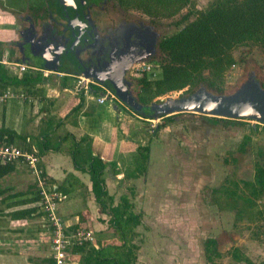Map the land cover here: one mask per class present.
Wrapping results in <instances>:
<instances>
[{
    "label": "crops",
    "instance_id": "obj_1",
    "mask_svg": "<svg viewBox=\"0 0 264 264\" xmlns=\"http://www.w3.org/2000/svg\"><path fill=\"white\" fill-rule=\"evenodd\" d=\"M10 2L13 4V1ZM3 13L0 8V17ZM13 21L14 18L11 16V24ZM1 41L3 39L0 37ZM0 52L4 60V56H8V50L1 46ZM9 59L16 62L14 59ZM21 63L27 62L21 61ZM11 67L18 69L14 65ZM29 71L34 74L41 72L45 76L43 82L32 88L33 92L15 87L7 88L21 92L18 93L20 96L26 94L28 99L24 101L20 99L23 97L19 96L2 103L0 105V127L5 125L21 135L15 145L24 149L31 147L37 149L41 159L40 166L54 188L62 185L71 186V193H65L67 198L60 203V216L66 223L76 227L82 225L94 229L99 239H103L102 235L109 234L113 229L115 237H108L101 241L97 238L98 243L120 246L123 240L121 239L122 242L116 240L119 237L116 229L111 226L110 210H102L93 191V180L89 170L91 155L100 157L105 163L102 178L108 191L109 205L116 206L123 203L128 206V211L132 210L136 214H141L144 219L149 213L144 206L149 196L148 189L145 190V188L150 185L148 188L151 187L152 191H156V187L158 189L165 187L163 180L167 182L166 187L171 184L170 179L173 180L163 167L165 166L164 161L157 157L164 159L165 162H172L170 155L173 154L172 147L177 144L176 141L173 140V136L167 137L168 130L163 125L158 126L154 137L149 138V132L135 120L147 121L150 118L138 114L118 96L100 103L98 98L105 94L103 89L97 86L94 88V86L88 94L76 91L75 85L79 73H74L67 68L46 72L44 68L32 67L26 72ZM4 92L5 90L0 94ZM24 123L26 126L22 128ZM15 125L21 127V131L24 132L17 130ZM164 138H168L167 141ZM144 146H149L150 152L147 169L141 171L140 147ZM15 167L11 173L21 171L17 163ZM151 177L155 179L147 184V179ZM242 179L253 181L254 173L251 178ZM124 198L127 200H123ZM159 201H166L165 205L159 204L158 211L163 212L164 206L168 208L160 215L169 221V218L173 216L171 214L175 209V201L167 194L166 196L160 195ZM30 207H36V202L14 203L11 207L0 211L1 218L10 219L9 225L6 224V229L0 231V264H22L24 263L22 257L27 264H49L44 260L48 259L51 254L49 235L43 228L45 218L44 221L35 223L38 220V216L35 217L36 212L32 217L15 218L18 210ZM34 218L36 221L33 223ZM1 222L5 223L6 220ZM138 226L134 228L133 237L138 233L136 229ZM28 232L34 236L29 238ZM249 233L252 237L249 240H243L247 242L246 245L240 242L238 247L257 264H264V244L260 241L258 228L252 225ZM4 234L12 236L5 237ZM133 244L135 243L132 239L131 245ZM10 249H17L18 253L11 254ZM23 251L35 257L27 256ZM77 255L78 257H75L72 264H83L82 253ZM136 256L131 258L129 264H140ZM260 259L263 261H259ZM238 264L246 263L238 261Z\"/></svg>",
    "mask_w": 264,
    "mask_h": 264
},
{
    "label": "rangeland",
    "instance_id": "obj_2",
    "mask_svg": "<svg viewBox=\"0 0 264 264\" xmlns=\"http://www.w3.org/2000/svg\"><path fill=\"white\" fill-rule=\"evenodd\" d=\"M10 1L16 2L17 0H0V8L4 12L0 17V37L3 40L9 38L11 33L10 18L12 15L10 16L9 12L14 4ZM213 1L193 0L195 4L193 9L204 10ZM193 9L186 7L172 17L158 16L156 18L163 27L169 28L168 34H171L184 25V23L180 26L175 24L182 16L192 11L189 19H194L196 13ZM131 11L144 16V11L134 5H131ZM232 54L235 62L227 67L220 77H217V87H210L204 82L203 88L206 86L207 89H215L220 92L219 95L233 93L240 88L239 86L242 85L250 71H253L258 80L264 84V49L261 46L247 42L236 46ZM2 61H6L4 62L5 67L13 72L19 69L11 67L12 61L8 56H4ZM205 76L215 79L213 71L209 69L205 71ZM137 79L138 77L135 78L133 85L135 93L139 88ZM197 87V85H188L181 90L158 96L154 101L160 103L173 95L188 97ZM16 93L21 92L16 91ZM26 96L25 94V99H20L25 101L28 99ZM144 111H150L149 107H144ZM168 116L147 121L135 120L149 132V138L154 137L159 125H163L168 130L167 137L173 136L177 144L172 147L173 154L170 155L172 162H165L164 159L157 157L164 161L165 166L163 167L173 180L170 179L171 184L168 187H166L167 182L163 180L165 187L160 189L156 187V191H152L151 187L148 188L150 185L145 188V190L148 189L149 196L144 206L149 213L136 228L138 233L133 237V243L136 244V247H133V255H137L135 258L140 264H208L205 256V242L208 238L214 237L218 240V247L223 254L218 259V264H238L233 259L231 251L235 246L238 247L240 242L246 245L247 242L244 241L252 237L249 233L252 225L258 228L260 241L264 244V198H261L257 208L252 210L254 213L257 209L263 211L261 218L251 220L255 217L249 212V215L239 220L236 210L223 209L220 205L213 204V191L231 180L251 178L255 173L256 155L259 151H264V125L253 119L216 117L187 110L170 114L172 119ZM22 125V128H25L26 124ZM15 126L17 130L24 132L21 131V127ZM254 127H257V130ZM247 135L251 136L246 146L247 151L240 153V144ZM167 139L164 138L166 141ZM17 164L21 171L10 173L0 179V211L18 203L17 200H26L39 192L36 178L26 163L18 161ZM153 179L155 178H148L147 184ZM162 194L171 196L175 201V209L171 214L173 216L169 218V221L166 217H161V210L158 211L159 204L165 205L166 203V201H159ZM35 208V217L38 216V220L34 218L33 223L34 221L40 223L46 217L42 198L36 202ZM162 210L166 212L168 208L164 206ZM256 215L260 216L258 213ZM2 220L6 222L2 223ZM9 221L10 219L0 217V231L6 229ZM4 236L12 235L4 234ZM33 236L28 232L29 238ZM102 237L103 239L115 237L113 229ZM101 239L98 238L99 241ZM116 240L122 242L121 238H116ZM10 251L11 254L18 253L17 249H10ZM26 255L35 257L33 254L26 253ZM21 259L24 261L22 264H27L23 257Z\"/></svg>",
    "mask_w": 264,
    "mask_h": 264
},
{
    "label": "trees",
    "instance_id": "obj_3",
    "mask_svg": "<svg viewBox=\"0 0 264 264\" xmlns=\"http://www.w3.org/2000/svg\"><path fill=\"white\" fill-rule=\"evenodd\" d=\"M122 1L142 9L152 17H172L186 7L195 8L193 0ZM193 12L196 13L194 19H189L192 14L190 11L175 22L178 26L183 23L184 25L163 38L161 42L163 57L158 61L159 73L156 76L144 73L138 77V100L144 104V107L150 109V111H144L143 107L140 111L135 110L138 114L147 118H165L166 114H155V110L152 108L156 97L181 90L188 85L199 86L204 82L210 87H217V77H220L223 71L235 62L232 50L236 46L253 42L264 49V0H214L206 9H193ZM2 52H0V92L9 87L33 92L32 88L43 82L45 76L41 72L34 74L29 71L20 75L19 71L16 73L5 67L2 62ZM207 69L213 71L215 79L205 76ZM107 86L114 90L111 84ZM131 109L133 108L131 107ZM168 117L172 119V117ZM257 127L254 129L256 130ZM20 136L5 125L0 127V144L15 145L21 138ZM249 140H251L250 135L244 137V141L240 144V153L247 151L246 146L250 142ZM40 148L43 151V147ZM77 149L78 147L75 151ZM140 150L141 171H145L150 147H140ZM76 157L75 154L74 158L76 159ZM104 167L105 163L100 157L91 155L89 170L93 180V191L102 210H110L111 226L116 229L118 237L123 242L120 246L104 243V245H100L99 249L93 246H83L77 247L75 250L82 253L83 264H129L131 258L134 257L133 247H136L135 244L131 245L134 228L141 223L142 215L136 214L132 210L128 211V206L123 203L116 206L109 205L108 191L102 178ZM15 168V163L3 164L0 161V179L13 172ZM55 189L64 193L72 191L70 185H62ZM213 193V204H218L223 209L236 210L239 220L244 219V216L249 215V212L255 217L251 220L255 221L261 218L263 211L257 209L254 213L252 210L257 208L258 201L264 198V151H259L256 155L253 181L231 180L215 189ZM41 198L39 191L36 195L26 200L22 199L16 204L38 202ZM35 211V207L18 210L15 213V218L32 217ZM256 213L260 216H257ZM218 244V240L214 237L208 238L205 242V255L209 264H218V259L223 256ZM124 248L127 249L124 250ZM231 255L237 262L257 264L239 247L235 246ZM44 260L49 264L54 262L53 258L49 257Z\"/></svg>",
    "mask_w": 264,
    "mask_h": 264
},
{
    "label": "flooded vegetation",
    "instance_id": "obj_4",
    "mask_svg": "<svg viewBox=\"0 0 264 264\" xmlns=\"http://www.w3.org/2000/svg\"><path fill=\"white\" fill-rule=\"evenodd\" d=\"M75 2L77 8L68 6L65 9L60 0L13 1L11 36L0 42V48L4 46L8 57L14 61L34 60L40 69L49 62L79 74L123 71L133 85L137 63L158 62L163 57L161 42L170 31L156 17L145 12L144 16L134 13L131 5L122 0ZM76 16L72 21L76 28L72 30L68 27L69 20ZM254 84L264 96V84L253 71L235 92ZM202 86L189 96L200 92ZM208 89L214 99L220 94Z\"/></svg>",
    "mask_w": 264,
    "mask_h": 264
},
{
    "label": "built area",
    "instance_id": "obj_5",
    "mask_svg": "<svg viewBox=\"0 0 264 264\" xmlns=\"http://www.w3.org/2000/svg\"><path fill=\"white\" fill-rule=\"evenodd\" d=\"M12 65L18 66L16 68H19V73H24L28 68H32L28 63L12 62ZM159 70L160 65L158 62H141L134 66V75L139 77L144 73H148L156 76ZM46 72L51 71L46 70ZM94 86L106 91L104 95L98 98L100 103H104L107 99L117 98L116 92L105 83H101L93 77L78 74L75 85L76 91H83L88 94ZM19 96L20 94L16 93L13 89H7L4 93L0 94V105L11 98ZM20 97L24 98L25 96ZM157 118H150V120ZM259 123L264 125V121ZM40 160V155L34 147L24 149L14 144H0V161L3 164L23 161L36 178L45 210L46 217L43 228L49 235L51 254L48 257L53 258L54 262L52 264H72L75 257H78L77 254L81 253L75 250L77 247L93 246L99 248L100 244L93 229L82 225L76 227L66 223L62 219L60 216V203L67 198V194L56 190L49 183L47 175L40 166Z\"/></svg>",
    "mask_w": 264,
    "mask_h": 264
},
{
    "label": "water",
    "instance_id": "obj_6",
    "mask_svg": "<svg viewBox=\"0 0 264 264\" xmlns=\"http://www.w3.org/2000/svg\"><path fill=\"white\" fill-rule=\"evenodd\" d=\"M60 3L65 9L68 6L77 8L75 0H60ZM76 18L77 16L69 20L68 27L72 30L76 28L75 23L72 22ZM59 61L60 58H58ZM26 62L32 67H40L34 60H27ZM42 67L51 71H58L60 69L58 65H51L49 62H46ZM82 74L93 77L101 83L109 81L121 101L136 111L143 109L144 104L139 102L137 93L134 92L132 81L124 77L125 74L123 71L119 73L84 71ZM152 108L155 110V114L170 115L187 110L216 117L247 118L257 122L264 121V96L261 89L255 84L243 88L240 92L218 95L216 99L211 96L209 90L205 87L192 96H170L160 103H154Z\"/></svg>",
    "mask_w": 264,
    "mask_h": 264
}]
</instances>
